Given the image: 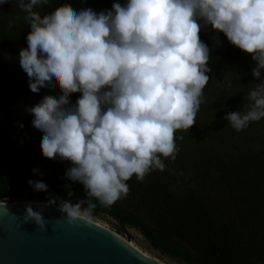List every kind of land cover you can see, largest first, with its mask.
<instances>
[{"label":"clouds","instance_id":"9594fccd","mask_svg":"<svg viewBox=\"0 0 264 264\" xmlns=\"http://www.w3.org/2000/svg\"><path fill=\"white\" fill-rule=\"evenodd\" d=\"M16 3L31 28L19 52L31 92L58 87L62 93L27 109L42 134L40 151L71 162L65 177L83 185L86 195L73 203L69 190V199L50 196L39 211L28 206L24 224L46 228L43 209L51 206L69 223H91L94 200L110 207L128 194L133 175L143 182L165 169L161 157L175 160V134L196 123L210 80V49L199 35L208 26L217 44L222 33L251 55L252 76L261 81L248 94L249 110L224 119L238 132L264 119V0H126L99 13L65 6L43 17L34 9L49 0ZM74 93L81 95L72 104ZM32 174L42 175L39 169ZM28 185L48 192L43 180ZM7 205V198L0 200V207Z\"/></svg>","mask_w":264,"mask_h":264},{"label":"trees","instance_id":"16d2710c","mask_svg":"<svg viewBox=\"0 0 264 264\" xmlns=\"http://www.w3.org/2000/svg\"><path fill=\"white\" fill-rule=\"evenodd\" d=\"M73 1L80 10L85 1L83 9L97 13L126 3ZM56 5L51 4L54 11L68 7L62 0ZM199 35L210 49V80L196 123L175 134V160L161 157L163 171H151L143 182L133 175L126 196L110 207L94 200L93 212L139 230L152 248L185 264H264V119L239 132L224 119L227 113L249 110L248 94L259 84L252 76L256 62L222 33L217 44L211 26ZM7 44L2 34L0 55L9 49ZM27 78L23 71L0 75V82L20 84ZM71 166L33 152L0 150V200H67L69 190L73 203L86 199L83 185L65 177ZM33 169L42 175L33 176ZM29 180H43L48 192L33 191Z\"/></svg>","mask_w":264,"mask_h":264},{"label":"water","instance_id":"95a60500","mask_svg":"<svg viewBox=\"0 0 264 264\" xmlns=\"http://www.w3.org/2000/svg\"><path fill=\"white\" fill-rule=\"evenodd\" d=\"M46 202L8 200L0 207V264H158L100 223H69L55 206L43 209L46 228L24 224L25 209L39 211Z\"/></svg>","mask_w":264,"mask_h":264},{"label":"rangeland","instance_id":"374dc122","mask_svg":"<svg viewBox=\"0 0 264 264\" xmlns=\"http://www.w3.org/2000/svg\"><path fill=\"white\" fill-rule=\"evenodd\" d=\"M62 1L68 4L74 13L80 11L77 3L73 0ZM82 2H80L82 5L79 7L83 9V7H87L88 3ZM53 3L58 5V0H49L48 5L37 6L34 10L39 11L43 17L54 11L51 8ZM26 15L25 12L19 10L16 0H9L8 3L0 5V36L3 34L9 46L7 52L0 55L1 76H12L23 72L19 63V52L21 49L27 48L26 37L31 31L30 25L25 20ZM262 77H264V71H262ZM258 82L261 81L258 80ZM61 94L58 87L55 92L45 89L38 94H33L29 88L28 78L20 84L0 82V150H14L22 154L33 152L42 156L40 151L42 134L31 126L33 117L27 109L39 104L46 96L58 98ZM80 95V93L72 94L71 103L75 104ZM21 124L23 128L20 127ZM92 221L111 229L133 243L140 251L158 259L163 264H185L152 248L140 231L133 227L126 226L123 228L109 216L94 212Z\"/></svg>","mask_w":264,"mask_h":264},{"label":"bare ground","instance_id":"6f19581e","mask_svg":"<svg viewBox=\"0 0 264 264\" xmlns=\"http://www.w3.org/2000/svg\"><path fill=\"white\" fill-rule=\"evenodd\" d=\"M102 225V224H101ZM104 226V225H103ZM131 245L134 247V248H136L140 253H142L143 255H145V256H147V257H149V258H151V259H153L155 262H157L158 264H163L162 262H160L158 259H156V258H153V257H151V256H149V255H147V254H145V253H143L142 251H140L133 243H131Z\"/></svg>","mask_w":264,"mask_h":264}]
</instances>
